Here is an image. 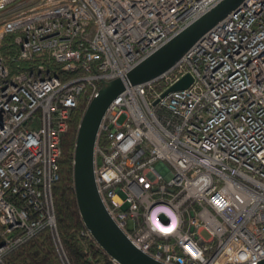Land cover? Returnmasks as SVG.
<instances>
[{
    "label": "built area",
    "instance_id": "1",
    "mask_svg": "<svg viewBox=\"0 0 264 264\" xmlns=\"http://www.w3.org/2000/svg\"><path fill=\"white\" fill-rule=\"evenodd\" d=\"M219 1L0 0V41L43 59L12 74L0 54V264L43 230L72 264L52 192L72 114ZM185 74L187 88L163 95ZM93 176L117 227L157 262L264 259V0H243L153 79L124 82Z\"/></svg>",
    "mask_w": 264,
    "mask_h": 264
},
{
    "label": "water",
    "instance_id": "2",
    "mask_svg": "<svg viewBox=\"0 0 264 264\" xmlns=\"http://www.w3.org/2000/svg\"><path fill=\"white\" fill-rule=\"evenodd\" d=\"M242 2L243 0H220L131 68L123 80L116 78L102 82L97 94L85 108L77 129L73 151L72 180L75 202L84 227L98 246L119 264L162 263L151 259L132 245L109 216L97 193L93 176V147L100 120L110 102L123 91L124 82L129 85L140 84L166 71L205 32ZM190 83L191 76L185 74L163 95L168 91L187 88ZM256 264H264V259Z\"/></svg>",
    "mask_w": 264,
    "mask_h": 264
},
{
    "label": "trees",
    "instance_id": "3",
    "mask_svg": "<svg viewBox=\"0 0 264 264\" xmlns=\"http://www.w3.org/2000/svg\"><path fill=\"white\" fill-rule=\"evenodd\" d=\"M12 35H6L0 41V54L5 66L14 74L30 70L42 62L40 56L32 61L18 59V47L12 41ZM47 60L44 59V62ZM87 106V99H81L72 114L69 127L61 143L58 180L53 185L54 212L58 234L72 264H112L110 257L98 247L91 237L84 234L85 227L75 202L72 163L77 129ZM5 264H60L52 240L43 230L27 240L4 257Z\"/></svg>",
    "mask_w": 264,
    "mask_h": 264
},
{
    "label": "rangeland",
    "instance_id": "4",
    "mask_svg": "<svg viewBox=\"0 0 264 264\" xmlns=\"http://www.w3.org/2000/svg\"><path fill=\"white\" fill-rule=\"evenodd\" d=\"M203 235L205 236L206 234L204 233Z\"/></svg>",
    "mask_w": 264,
    "mask_h": 264
},
{
    "label": "bare ground",
    "instance_id": "5",
    "mask_svg": "<svg viewBox=\"0 0 264 264\" xmlns=\"http://www.w3.org/2000/svg\"><path fill=\"white\" fill-rule=\"evenodd\" d=\"M212 7H213V6H212ZM212 7H211V8H212Z\"/></svg>",
    "mask_w": 264,
    "mask_h": 264
}]
</instances>
